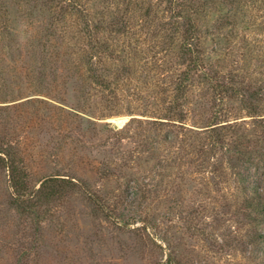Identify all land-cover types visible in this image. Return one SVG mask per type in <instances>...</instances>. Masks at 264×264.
<instances>
[{
  "label": "rangeland",
  "instance_id": "1",
  "mask_svg": "<svg viewBox=\"0 0 264 264\" xmlns=\"http://www.w3.org/2000/svg\"><path fill=\"white\" fill-rule=\"evenodd\" d=\"M0 156V264H264V0H0Z\"/></svg>",
  "mask_w": 264,
  "mask_h": 264
},
{
  "label": "trees",
  "instance_id": "2",
  "mask_svg": "<svg viewBox=\"0 0 264 264\" xmlns=\"http://www.w3.org/2000/svg\"><path fill=\"white\" fill-rule=\"evenodd\" d=\"M189 34V33H188ZM181 49H185L189 54H191V62L189 69H194L198 72H201L204 79H208V81L212 84L213 89L215 91H220L223 93H229L231 89L237 91V89L234 87H231L230 84H225L219 77L220 69H216L217 71L210 73V67L214 68L215 66H220V62L222 58H216V59H210L209 56H204L203 53V43L201 40V36L199 34H195L194 32L189 34L185 42L180 44ZM107 63L109 61H105L104 64V76L108 79L110 78L111 74H113V69L106 68ZM111 63V62H110ZM108 67V66H107ZM91 70H93V67H91ZM100 75V74H99ZM104 79V78H103ZM110 80V79H109ZM207 131H210L211 135H214L216 128L208 129ZM1 157V156H0ZM13 199H27V194L24 193L22 190L23 188L17 185H13Z\"/></svg>",
  "mask_w": 264,
  "mask_h": 264
},
{
  "label": "water",
  "instance_id": "3",
  "mask_svg": "<svg viewBox=\"0 0 264 264\" xmlns=\"http://www.w3.org/2000/svg\"><path fill=\"white\" fill-rule=\"evenodd\" d=\"M123 123H124V119H116V121L113 123V126L117 128L122 126Z\"/></svg>",
  "mask_w": 264,
  "mask_h": 264
}]
</instances>
